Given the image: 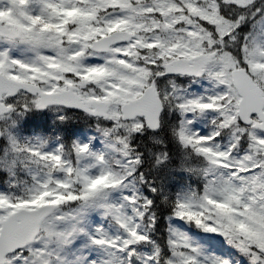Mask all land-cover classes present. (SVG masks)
Masks as SVG:
<instances>
[{
  "label": "snow or ice",
  "instance_id": "obj_1",
  "mask_svg": "<svg viewBox=\"0 0 264 264\" xmlns=\"http://www.w3.org/2000/svg\"><path fill=\"white\" fill-rule=\"evenodd\" d=\"M0 264H264V0H0Z\"/></svg>",
  "mask_w": 264,
  "mask_h": 264
},
{
  "label": "rangeland",
  "instance_id": "obj_2",
  "mask_svg": "<svg viewBox=\"0 0 264 264\" xmlns=\"http://www.w3.org/2000/svg\"><path fill=\"white\" fill-rule=\"evenodd\" d=\"M87 133V132H85ZM182 227H185L184 225H181ZM193 235H196L198 239H200L202 242H207L209 244V246L211 248H213L214 250H216L218 253L222 254V255H229V254H233V250L230 249L226 244H222L221 242H223L221 237L218 236H214L213 239H211V237H208V235H212V234H207L206 238L201 237V233H198L197 230H195L194 232H192Z\"/></svg>",
  "mask_w": 264,
  "mask_h": 264
}]
</instances>
